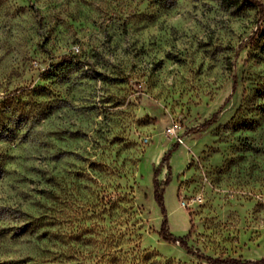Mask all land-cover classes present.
Returning <instances> with one entry per match:
<instances>
[{
    "label": "rangeland",
    "instance_id": "1",
    "mask_svg": "<svg viewBox=\"0 0 264 264\" xmlns=\"http://www.w3.org/2000/svg\"><path fill=\"white\" fill-rule=\"evenodd\" d=\"M174 144L158 179L192 251L153 198ZM197 252L264 258V13L0 0V264H218Z\"/></svg>",
    "mask_w": 264,
    "mask_h": 264
},
{
    "label": "trees",
    "instance_id": "2",
    "mask_svg": "<svg viewBox=\"0 0 264 264\" xmlns=\"http://www.w3.org/2000/svg\"><path fill=\"white\" fill-rule=\"evenodd\" d=\"M249 3L257 6L258 10L260 11L261 14L264 13V4L259 1V0H247ZM236 86L235 80L232 83V90H234ZM230 97V95L226 98V101L228 100V98ZM218 115V111L214 112L212 114V117L208 120H206L205 122L202 123L203 127H207L208 125H210L211 123H213L216 119ZM178 145L174 144L171 148L167 149L163 155L161 156V159L158 163V165H156L153 169V173H152V187H153V198L155 200V202L157 203L159 209H160V213L162 214L163 218L161 221V227H160V235H162L165 239L167 240H171L174 242H178L179 244H181L183 247L186 248V250L188 251H192L190 247L187 246V243L185 241V239L181 236H174L172 235L169 230H168V226H167V216H166V207L164 204V196H163V191L164 189L161 187V182L158 179V174L160 172V168L161 166L165 165L167 168V175L165 177V179L163 180L164 184H167L169 182V180L171 179V166L168 163L170 154L172 152V150H174ZM197 255L199 257L205 258L208 261L212 262V263H218V264H261L264 263V258L258 259V260H253V261H240V259H236V258H218V257H211L208 255H203L201 253L197 252Z\"/></svg>",
    "mask_w": 264,
    "mask_h": 264
},
{
    "label": "built area",
    "instance_id": "3",
    "mask_svg": "<svg viewBox=\"0 0 264 264\" xmlns=\"http://www.w3.org/2000/svg\"><path fill=\"white\" fill-rule=\"evenodd\" d=\"M164 134L167 140H172L173 142L183 143L185 137V129L182 124L172 119L164 128ZM147 141V139H145Z\"/></svg>",
    "mask_w": 264,
    "mask_h": 264
}]
</instances>
